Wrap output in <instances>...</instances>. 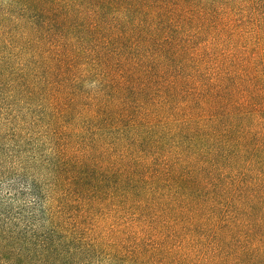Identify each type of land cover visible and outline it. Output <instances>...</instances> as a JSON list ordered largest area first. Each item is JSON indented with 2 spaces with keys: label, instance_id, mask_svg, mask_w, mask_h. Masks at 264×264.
I'll list each match as a JSON object with an SVG mask.
<instances>
[{
  "label": "trees",
  "instance_id": "16d2710c",
  "mask_svg": "<svg viewBox=\"0 0 264 264\" xmlns=\"http://www.w3.org/2000/svg\"><path fill=\"white\" fill-rule=\"evenodd\" d=\"M0 264H264V0H0Z\"/></svg>",
  "mask_w": 264,
  "mask_h": 264
}]
</instances>
